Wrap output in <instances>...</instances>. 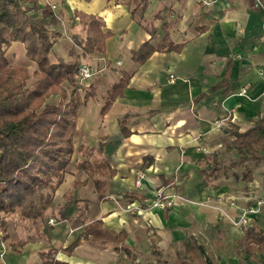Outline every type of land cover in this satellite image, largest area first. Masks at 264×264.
Masks as SVG:
<instances>
[{
    "label": "crops",
    "instance_id": "crops-1",
    "mask_svg": "<svg viewBox=\"0 0 264 264\" xmlns=\"http://www.w3.org/2000/svg\"><path fill=\"white\" fill-rule=\"evenodd\" d=\"M205 1L150 0L141 20L124 0H39L55 5L61 19L54 62L72 63L73 53L82 54L74 36L86 34L75 10L96 15L113 35L104 54L82 58L94 71L83 93L94 96L79 112L75 153L54 206L36 225L24 222L21 231L11 221L5 231L9 217L0 213V241L7 248L0 264H181L189 257L188 240L200 245L199 235L207 228L228 222L226 213L236 217L253 204L250 196L258 184L250 182L246 190L243 182L240 191L232 171L207 187L201 162L235 139L229 135L232 126L246 132L264 117V0ZM148 42L155 52L136 61L133 54ZM8 54L36 69L23 44L14 43ZM171 74L177 77L173 84ZM124 75L130 80L123 95L102 114L109 91ZM244 88L248 97L241 95ZM82 147L94 152L83 155ZM87 157L107 164L106 175L97 176L106 183L103 197L95 178L75 167ZM141 170L147 176L138 188ZM159 192L174 196L171 208L151 207ZM95 221L115 233L125 231L132 256L87 240L66 254L64 249ZM262 221L264 216L254 226ZM243 234L231 226L230 235L238 241ZM20 240L25 243L18 252L13 243Z\"/></svg>",
    "mask_w": 264,
    "mask_h": 264
},
{
    "label": "trees",
    "instance_id": "trees-1",
    "mask_svg": "<svg viewBox=\"0 0 264 264\" xmlns=\"http://www.w3.org/2000/svg\"><path fill=\"white\" fill-rule=\"evenodd\" d=\"M124 1L133 17L144 19L150 0ZM74 16L86 34L84 39L74 36L82 54L73 53L72 63L63 59L54 62L51 54L62 34L58 30L61 19L52 5H42L39 0H0V213L5 217L17 216L19 221L31 225L44 220L54 206L55 193L63 184L75 153L79 112L86 99L94 96L92 92L83 93L84 85L79 80L82 58L95 52L104 54L106 41L113 35L104 30L105 22L94 14L75 10ZM166 41L167 38L160 46L165 47ZM14 43L24 45L27 59L36 66L34 71L26 66H11L7 52ZM155 50L148 42L133 54V58L144 62ZM129 80L130 76L124 75L111 88L102 114L123 95ZM55 99L56 103H50ZM229 135L235 139L226 148L236 151L238 157L223 160L222 151L217 150L201 162V175L208 187L213 179L232 168L234 179L238 180L241 174L247 190L253 176L246 164L264 161V117L246 132L232 126ZM81 151L83 155H90L94 149L82 147ZM75 167L95 178L97 190L103 197L106 183L99 177L106 175L107 164L87 157ZM238 168L241 169L239 173ZM243 233L236 250L244 263L264 264V230L253 226ZM126 239L125 231L115 233L104 228L102 221H95L86 226L83 234L64 252L71 254L82 240H87L98 247L114 245L116 251L122 250L132 256ZM24 243L20 240L13 246L19 252ZM185 247L189 257L181 264H211L196 241L188 240ZM52 264L70 263L55 260Z\"/></svg>",
    "mask_w": 264,
    "mask_h": 264
},
{
    "label": "rangeland",
    "instance_id": "rangeland-1",
    "mask_svg": "<svg viewBox=\"0 0 264 264\" xmlns=\"http://www.w3.org/2000/svg\"><path fill=\"white\" fill-rule=\"evenodd\" d=\"M8 59L10 61L11 66L13 67H23L28 66V62L25 59L19 58L18 60H10L11 56L8 54ZM33 71V70H31ZM91 80V79H90ZM57 100H50V103H56ZM260 153H263L260 149H258ZM222 159L223 160H230L234 159L235 157H238V153L236 151H228L225 147L222 150ZM246 169L249 170L252 173L253 181L251 182L253 187L255 184H258V187H255L253 191H257L256 195L259 197H264V161H251L246 164ZM237 173L241 171L240 168H238ZM232 172V168H229L225 172H222L219 176L221 178H224L223 176H227L229 173ZM236 180V179H235ZM238 187H240V191H242L243 188V180L241 179V174L238 180ZM254 191V192H255ZM230 215V214H228ZM232 216V215H230ZM227 221L225 224H220L218 229H215V227L207 228L204 231L203 235H199L198 242L200 245H202L206 258L210 261L211 264H252V263H244L243 257L238 254L236 250L237 241L238 239L234 236L230 235V228L233 226V224L228 220L226 216H224ZM11 223L18 227V229L21 231L24 226V222L19 221L17 216H9V220H7L5 223V231H8V228ZM13 221V222H12ZM28 223V222H26ZM15 226V228H16ZM259 229L264 228V221H262V224ZM17 229V228H16ZM264 230V229H263ZM183 250V247H180ZM178 249V248H177ZM177 260H175V264H177ZM256 264H263V263H256Z\"/></svg>",
    "mask_w": 264,
    "mask_h": 264
},
{
    "label": "built area",
    "instance_id": "built-area-1",
    "mask_svg": "<svg viewBox=\"0 0 264 264\" xmlns=\"http://www.w3.org/2000/svg\"><path fill=\"white\" fill-rule=\"evenodd\" d=\"M215 0H207L205 1L206 5H211ZM53 9L56 10V6L52 5ZM118 65L121 63L118 62ZM94 76V71L90 64L82 63L79 67V80L82 85H86V83ZM177 81V77L173 74L169 76V82L175 83ZM248 89L244 88L241 91V95L247 96ZM248 97V96H247ZM200 151H206L205 147H199ZM145 171L141 170L137 173L135 178V185L138 188L143 186V182L146 179ZM250 199H252L253 204L244 208L242 212L236 216H230L227 213L225 216L228 220L233 224L234 227L241 229L244 231L250 227H253L258 220L259 217L264 216V197H259L257 195H251ZM174 204V196L165 195L163 192H159L157 194V198L151 203L152 208H160V209H168L171 208ZM0 261H3L7 252V248L2 241H0Z\"/></svg>",
    "mask_w": 264,
    "mask_h": 264
}]
</instances>
